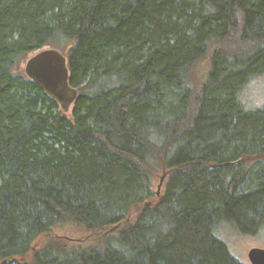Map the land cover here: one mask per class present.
<instances>
[{
  "label": "trees",
  "instance_id": "1",
  "mask_svg": "<svg viewBox=\"0 0 264 264\" xmlns=\"http://www.w3.org/2000/svg\"><path fill=\"white\" fill-rule=\"evenodd\" d=\"M45 47L67 113L18 70ZM261 76L264 0H0V264H241L222 233L264 234Z\"/></svg>",
  "mask_w": 264,
  "mask_h": 264
},
{
  "label": "water",
  "instance_id": "2",
  "mask_svg": "<svg viewBox=\"0 0 264 264\" xmlns=\"http://www.w3.org/2000/svg\"><path fill=\"white\" fill-rule=\"evenodd\" d=\"M24 73L58 103L62 112L70 111L78 90L69 84L67 58L60 50L45 47L35 51L26 59ZM247 256L251 264H264V247H252Z\"/></svg>",
  "mask_w": 264,
  "mask_h": 264
},
{
  "label": "rangeland",
  "instance_id": "3",
  "mask_svg": "<svg viewBox=\"0 0 264 264\" xmlns=\"http://www.w3.org/2000/svg\"><path fill=\"white\" fill-rule=\"evenodd\" d=\"M65 50L66 49L62 50V53L66 55ZM30 55L31 54L27 55L26 58H24L20 62L18 70L24 71V63ZM242 95L244 98L243 100L246 102V105L254 106L260 104L264 97V77H254L252 80H250L249 83L246 85ZM161 175L162 173L155 176L154 183L156 186L157 194H159V188H161L162 184L161 182L160 187H157L160 183ZM129 220H132V216H129ZM56 232L61 235H68L70 237H73L74 240L79 237H85L80 227L78 228L72 225L63 226L62 228L57 229ZM57 233L55 234L57 235ZM222 236L230 252L241 264H251L247 254L252 247H264V234L261 233H257L256 235H245L233 229H226L223 231Z\"/></svg>",
  "mask_w": 264,
  "mask_h": 264
}]
</instances>
